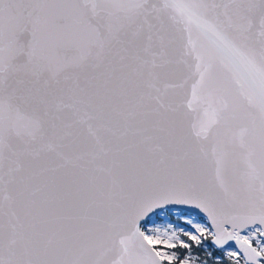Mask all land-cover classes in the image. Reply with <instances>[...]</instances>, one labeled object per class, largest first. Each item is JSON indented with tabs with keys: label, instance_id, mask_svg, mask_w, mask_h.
Masks as SVG:
<instances>
[{
	"label": "snow or ice",
	"instance_id": "6c2138e0",
	"mask_svg": "<svg viewBox=\"0 0 264 264\" xmlns=\"http://www.w3.org/2000/svg\"><path fill=\"white\" fill-rule=\"evenodd\" d=\"M0 264H264V0H0Z\"/></svg>",
	"mask_w": 264,
	"mask_h": 264
}]
</instances>
